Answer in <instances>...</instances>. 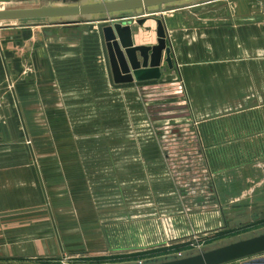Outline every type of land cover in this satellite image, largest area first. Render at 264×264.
I'll return each mask as SVG.
<instances>
[{
	"label": "crops",
	"instance_id": "1",
	"mask_svg": "<svg viewBox=\"0 0 264 264\" xmlns=\"http://www.w3.org/2000/svg\"><path fill=\"white\" fill-rule=\"evenodd\" d=\"M209 1L213 0L166 6L163 11L146 15L142 23L138 22L141 16L125 17L132 20L134 44L157 43L158 19L162 18L173 65L169 66L164 51L159 78L117 83L111 70L110 79L112 85L132 95L135 91L140 93L139 89L141 92L155 89L159 95L160 89L164 93L165 85L185 95L187 117L182 122L189 126L196 141L199 156L205 163L207 184L213 188L218 206L185 211L181 194L168 177L164 185L151 186V189L164 190L162 196H155L154 211L129 208L123 218L118 216L117 207L95 205L80 182L74 194L75 186L70 184L72 179L68 176L63 190L65 193L68 188L71 192L59 199L71 212L69 195L74 194L73 199L78 195L73 204L80 227L75 223L71 227L59 216L55 226L54 210L60 203L55 196L51 197L52 192L49 193L51 216L41 217L40 221L18 216L6 225L4 203L0 199V253H59L65 248L89 260L95 257L110 262L125 261L158 243L163 246L167 242L188 239L192 231L208 236L215 234L223 229L229 205L264 206V0H236L233 5L207 3L203 6ZM110 17H104L102 30L112 22ZM89 19L82 15L54 22L23 19L0 24V189L11 187L15 174H20L22 169L30 171L32 157L34 186L36 188L37 176L43 186L35 152L17 142H21L24 133L31 134L30 125L35 120L39 103L45 106L48 118L55 109L58 87L62 86L64 93L75 87L74 76L65 77V69L69 74V68L75 63L71 55L81 54L80 59L86 58L82 53H87L85 32ZM21 28L27 29L23 31L28 34L24 36L19 30V35L7 38L6 33ZM105 47L111 69L106 41ZM24 49L28 51L23 53ZM28 57L31 62L27 78L23 66ZM8 74L17 81L13 89L7 87ZM62 103L65 107V101ZM156 141L147 137L141 148L135 145L129 151L132 154H127L126 157L133 158L130 163L126 160V178L132 181L125 187L126 194L135 188L136 168L150 171L156 168L166 179L167 160ZM106 151L111 158L109 167L118 172L112 160L115 155ZM87 155L73 149L63 150V163L77 172L79 181L87 173ZM166 181L170 187L175 185L168 194ZM130 199L125 203L134 204V199ZM115 201L113 203L118 205V200ZM200 201L203 197L198 198ZM166 205L174 207L170 210ZM134 238L140 240L135 242ZM123 252L130 255L118 254ZM139 262L144 263L134 260L125 264Z\"/></svg>",
	"mask_w": 264,
	"mask_h": 264
},
{
	"label": "rangeland",
	"instance_id": "2",
	"mask_svg": "<svg viewBox=\"0 0 264 264\" xmlns=\"http://www.w3.org/2000/svg\"><path fill=\"white\" fill-rule=\"evenodd\" d=\"M73 1L76 0H67L66 2ZM196 1L201 0H182L170 5ZM48 3L62 4L64 2L61 0L0 1V8ZM207 3L233 5L236 0H213L202 5L207 6ZM202 10L205 11V8ZM130 12L124 11V13ZM110 15V13L86 15L91 18L88 20L87 31L85 32L87 53H82L86 58L80 59L81 54L71 55L70 58H75V63L72 68H69L71 71L69 74L68 69H65V77L67 75L74 76L72 78H74L73 85L75 87H71L68 93H64L62 86L58 87V92L54 98L55 109L51 110L48 118L45 106L43 107L42 103H39L35 120H32L30 125L31 134L24 133L21 142H17L20 143L21 147L27 150L33 149L35 152V160L37 159L42 173L43 186L39 176L36 179V188L34 186L35 173L33 168L35 162L34 157H32L31 170L25 172V169H22L20 174H15V183L11 187L0 189L6 225L11 222V219L15 220V217L18 216H23L25 219L38 218L39 221L42 220L41 217L49 218L52 210L49 193L52 192L51 197L55 196L53 198L60 203L57 207L55 206L54 210L55 226L58 224L59 216L71 227H73V223L80 227L79 223H76L78 214L73 204V201L78 199V195L73 199L78 188V182H80V186L85 185L95 205H100L101 208L117 207L118 216H123V218L125 217V210L129 208H145L144 210L154 211L155 196H162L161 193L164 190L159 187L151 189V186L164 185L168 177L171 183L177 186L185 211L189 212L190 209L203 211L218 206L214 190L213 188L210 189L207 184L209 182H207L205 163L199 156V151L195 146L196 141L192 137L189 126L182 122L185 121V116L187 117L188 101L185 95L177 91V88H170L168 85H165L164 93H161L162 89H160L159 95L155 89L145 92H141L139 89L140 93L135 91L132 95L126 89L112 85L111 69L102 30V24L105 22L104 17L107 18ZM72 18L76 17H51L43 20L54 22V20ZM17 20L22 21L23 19L1 21L0 24L16 22ZM19 30L24 33L23 30L27 29L21 28L10 31L6 33L7 38L19 35ZM25 34L28 33H24V36ZM27 51L24 49L23 53ZM30 62L28 57L25 61L27 64L23 66L27 70L25 74L27 76H24L27 78L30 75L28 73ZM16 82L10 74L6 76L8 88L13 89ZM178 89L180 90V88ZM63 101H65V107ZM147 137L156 139L158 147L165 154L167 160L166 179H163V173L156 168L152 171L148 169L137 170L136 168L138 176L133 181L135 188L132 193L129 191L126 194V185L132 183L126 178V160L130 163V159L133 158L129 156V159L126 156L132 154L129 151L135 145L136 148H141ZM69 149H73L79 154L84 152L88 154L87 173L81 181L77 180V172L63 163V150ZM107 149L115 155L112 160H115L117 168L114 167L118 172L109 167L108 161L111 158L106 151ZM81 158L83 161L84 157ZM68 176L72 179L70 184L75 186L73 196L69 195L72 203L71 212L65 204L61 205L59 199L64 194L71 192L68 188L65 193L63 190V184L66 183ZM169 184L166 181L167 194L175 186L171 185L170 187ZM196 197L197 199H195ZM200 197H203V201L198 202ZM130 198L134 199V204L125 203V200ZM115 200H118V205L113 203L116 202ZM11 201L14 205H11ZM166 206V209L170 208V210L174 207L173 205ZM226 209L227 220L223 222V229L215 234L211 233L212 235L208 236L198 233V231H192L188 239L167 242L163 246L160 245L162 243H158L148 250L136 253L138 256L126 258L125 261L110 262L95 257L89 260L82 258L83 256L78 252H70V250L62 248L59 253H0V264H64V262L71 264H125L132 263L134 260H143L144 263H148L156 259H169L195 253L202 249L212 248L264 232L263 205L242 206L233 204L227 206ZM120 221L124 223V220ZM134 240L137 242L140 238H134ZM118 254L130 255L126 252ZM261 257L264 258V252L248 257V260L249 258ZM244 260L247 259H241L240 262Z\"/></svg>",
	"mask_w": 264,
	"mask_h": 264
},
{
	"label": "water",
	"instance_id": "3",
	"mask_svg": "<svg viewBox=\"0 0 264 264\" xmlns=\"http://www.w3.org/2000/svg\"><path fill=\"white\" fill-rule=\"evenodd\" d=\"M9 2L11 0H0ZM0 8V22L16 19H44L51 17H77L94 13H110L112 22L103 26L111 70L115 82L142 81L161 76V62L164 51L169 66L173 65L171 46L167 42V30L162 18L158 19V40L155 44H134L131 19L163 11L166 6L182 0H99L90 2H66ZM124 11H131L124 13ZM118 13V14H115ZM122 13V14H119ZM264 252V232L233 240L195 253L136 264H264V258H251Z\"/></svg>",
	"mask_w": 264,
	"mask_h": 264
},
{
	"label": "built area",
	"instance_id": "4",
	"mask_svg": "<svg viewBox=\"0 0 264 264\" xmlns=\"http://www.w3.org/2000/svg\"><path fill=\"white\" fill-rule=\"evenodd\" d=\"M64 264H71L70 262H64Z\"/></svg>",
	"mask_w": 264,
	"mask_h": 264
},
{
	"label": "trees",
	"instance_id": "5",
	"mask_svg": "<svg viewBox=\"0 0 264 264\" xmlns=\"http://www.w3.org/2000/svg\"><path fill=\"white\" fill-rule=\"evenodd\" d=\"M258 264H263V263H258Z\"/></svg>",
	"mask_w": 264,
	"mask_h": 264
}]
</instances>
